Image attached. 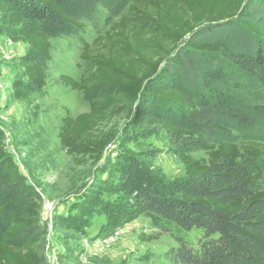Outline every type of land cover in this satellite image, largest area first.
Returning <instances> with one entry per match:
<instances>
[{
  "label": "trees",
  "instance_id": "16d2710c",
  "mask_svg": "<svg viewBox=\"0 0 264 264\" xmlns=\"http://www.w3.org/2000/svg\"><path fill=\"white\" fill-rule=\"evenodd\" d=\"M99 9L109 29L82 41L79 80L89 110L67 114L60 146L75 166L101 160L120 121L175 150L184 179L161 183L149 172L122 181L132 221L158 230H200L195 249L182 235L166 256L173 264H264V0H0V31L28 47L17 101L46 85L51 39L83 34ZM202 151L206 158L195 159ZM130 169H120L133 176ZM41 205L24 185L0 134V264H43Z\"/></svg>",
  "mask_w": 264,
  "mask_h": 264
},
{
  "label": "rangeland",
  "instance_id": "374dc122",
  "mask_svg": "<svg viewBox=\"0 0 264 264\" xmlns=\"http://www.w3.org/2000/svg\"><path fill=\"white\" fill-rule=\"evenodd\" d=\"M109 26L105 11L99 9L93 21L86 22L83 34L51 39L46 85L22 101L13 98L11 85L23 81L19 63L28 47L8 45L0 31V134L6 155L40 201L43 264H173L166 253L177 247V235L199 248L200 230L180 231L165 224L171 233L144 241L142 237L158 232L151 220L142 216L128 221L119 213L130 204L122 190L123 180L133 177L139 183L144 171L161 183L184 179L183 165L165 137L141 134L121 120L116 140L101 160L86 166H75L72 155L60 146L61 120L67 114L75 118L87 112L92 96L63 86L59 77L81 78L85 70L80 60L82 41L90 42ZM191 156L206 158L202 151ZM130 163L133 176H124L120 169H130ZM258 165V183L264 187V156ZM45 203L51 210L43 218Z\"/></svg>",
  "mask_w": 264,
  "mask_h": 264
},
{
  "label": "built area",
  "instance_id": "2783aa9c",
  "mask_svg": "<svg viewBox=\"0 0 264 264\" xmlns=\"http://www.w3.org/2000/svg\"><path fill=\"white\" fill-rule=\"evenodd\" d=\"M6 42L8 43V45L12 44V42L9 39H7ZM1 87H2V80H1V77H0V88ZM50 210H51V205L48 204V203H45L44 204V210H43V218H44V215L46 216L47 213L49 214ZM45 220H47V218H45Z\"/></svg>",
  "mask_w": 264,
  "mask_h": 264
}]
</instances>
